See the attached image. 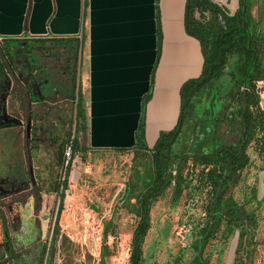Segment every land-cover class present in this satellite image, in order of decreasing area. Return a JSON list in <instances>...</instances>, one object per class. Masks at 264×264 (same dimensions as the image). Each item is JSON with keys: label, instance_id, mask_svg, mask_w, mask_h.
I'll return each instance as SVG.
<instances>
[{"label": "flooded vegetation", "instance_id": "flooded-vegetation-1", "mask_svg": "<svg viewBox=\"0 0 264 264\" xmlns=\"http://www.w3.org/2000/svg\"><path fill=\"white\" fill-rule=\"evenodd\" d=\"M209 1L223 15L230 50L204 74L202 41L194 37L202 73L183 85L178 122L153 145L145 126V143L135 139L130 149H95L86 140L83 150L77 134L88 117L70 69L74 53L24 39L0 50V264H61L62 252L71 256L62 264H253L264 227V11L256 20L253 0ZM195 17L213 18L212 11ZM233 44L251 51L245 76ZM225 75L230 89L219 83ZM108 152L132 156L128 178L91 203L90 161ZM73 193L91 205L77 201L74 209L85 215L69 226ZM248 212L257 215L252 239L249 222L238 216ZM75 246L80 253L73 255Z\"/></svg>", "mask_w": 264, "mask_h": 264}, {"label": "crops", "instance_id": "crops-1", "mask_svg": "<svg viewBox=\"0 0 264 264\" xmlns=\"http://www.w3.org/2000/svg\"><path fill=\"white\" fill-rule=\"evenodd\" d=\"M187 7L188 0H0V40L81 41L80 48L55 49L78 51V64L74 61L70 69L82 81L87 140L95 149L134 146L143 102L153 86L146 116V137L153 145L177 124L181 89L201 75L204 65L201 44L186 29ZM260 191L263 197L264 188Z\"/></svg>", "mask_w": 264, "mask_h": 264}, {"label": "trees", "instance_id": "trees-1", "mask_svg": "<svg viewBox=\"0 0 264 264\" xmlns=\"http://www.w3.org/2000/svg\"><path fill=\"white\" fill-rule=\"evenodd\" d=\"M213 7H216L215 9ZM196 11L203 12L205 11H212V19L210 21L205 20V23L199 22L197 18L195 17ZM223 15H221V11L219 7L215 4H213L209 0H189L188 2V10H187V16H186V29L189 35L196 37L202 41L203 46V52L205 56V66H204V74H207L210 72L211 67H213V62L218 60V58L221 56L224 59V51L230 50L226 49L223 45L227 43L223 39L222 32L225 31L224 24L225 21L223 18H221ZM157 19H158V57L161 56V50H162V42H163V32H162V25H161V17H160V9L159 4L157 3ZM232 41L235 40V36H231ZM24 40H29L31 43H34L35 45L39 47H45L48 43H50L53 46H59V45H66L69 46H77V48H80L81 41H77V38L73 39H43V38H26ZM22 38H14V39H5L3 45L5 47L0 48V50H10L12 47H16L17 45L21 44ZM67 45V46H68ZM233 47H237L238 51L237 53L240 55L241 60L243 62V67H241V75L245 76V74L248 71L249 64L252 58L251 51L248 49L247 46H240L238 44H233ZM243 50H240V48ZM79 50V49H78ZM5 52V51H4ZM209 52L211 55H209ZM78 51L75 53V56H77ZM78 64V62H76ZM76 66V65H75ZM155 72V70H154ZM154 75H153V83H154ZM153 94V86L150 90V92L146 95L144 102H143V108H142V116L140 120V124L138 126L137 132H136V144H142L145 143V126H146V108L148 102L151 100ZM82 100L81 94L79 96V104ZM86 121V117L84 118ZM126 150V149H122ZM167 159H169V156H166ZM171 163V159L169 160ZM167 186V184H163L161 186V189L159 191L164 190V188ZM233 204V203H232ZM234 205V204H233ZM237 213H230L229 216L231 218H235L237 216ZM238 216H243L245 219L249 222V226L251 227L249 230V236L252 239L253 229H255L257 226V215L254 212H248V213H241Z\"/></svg>", "mask_w": 264, "mask_h": 264}, {"label": "rangeland", "instance_id": "rangeland-1", "mask_svg": "<svg viewBox=\"0 0 264 264\" xmlns=\"http://www.w3.org/2000/svg\"><path fill=\"white\" fill-rule=\"evenodd\" d=\"M215 1H217L218 3H225L228 0H215ZM262 11H264V0H253L252 4H251L252 16L256 20H261L262 16H260V15L262 14ZM46 47L50 48L51 50H55L50 43H48L46 45ZM80 79H81V77H80ZM81 82H80V84H82ZM219 83H221V85H223L225 89H230L231 85H232L231 82H229L227 75L221 77ZM206 104L208 105V103H206ZM85 105H86V103H85ZM83 107H84V104H83ZM219 107H220V102H219V100H217L216 112L219 111ZM87 109L88 108H85V111H87L86 115L88 113ZM85 124H87V123H85V120H83V126L80 128V132L77 134V136L79 137V141L81 142L80 145L83 146L82 147L83 150H86V147H87L86 146L87 132L85 131L86 130ZM70 126H71L70 128L72 129V125H70ZM73 131H74V128L72 129L71 134L73 133ZM68 151L69 150H66L67 154H68ZM96 157L98 159H94L93 161H90L91 165H93V166H91L89 169H92V167H93V170L91 171V173L88 172L89 173L88 176L90 177L89 178L90 179L89 180V187H90V190L91 191L94 190V192L93 193H87L86 198H87V200L91 198V203L96 201V200H100V201L106 200L109 195H112L113 192L116 191V189H117L115 186L116 183H122V182L126 181V179L128 178V171L130 170L129 169V166L131 164L130 160L132 158V156L130 154L117 155L115 153H109V152L103 154L102 156H96ZM2 164H4V163H2ZM95 164H98L99 170L94 169ZM4 170H5V164L3 166L1 173H3ZM113 173L116 177L120 178L117 182H116V180H117L116 178H112ZM118 174H120V175L117 176ZM77 184L75 183L74 185H77ZM260 187H261V189H262V187L264 188V178L260 182ZM78 189H79V186L77 187V190ZM82 194H84V193H73V196L71 195L72 199H71V202H69L68 210L66 213L67 220L69 222V226L71 225L70 224L71 221H72V223L80 222L82 217L85 215L84 214L85 210L83 209V207L81 209H79V211H76L74 209L73 205L77 201L80 203L86 202L88 207L91 205V203L89 202L90 200L87 201L81 197ZM57 204L58 203H56V205H55L52 202V206L54 208H53L52 217L50 218V223L48 225L49 234H51V227H52V223L54 221L55 212L57 209ZM257 236H258V240L261 242V244L264 245V227L261 226V230ZM72 244L77 245V242L73 241ZM263 245H262V247L258 248L257 252L255 251V253L253 255V264H264ZM47 248H48V252H49L50 246L48 245ZM73 250H74L73 255L76 253H80L79 249L76 246H75V248H73ZM88 254L90 255L91 252H88ZM80 255H82V254H80ZM70 257H71L70 254L66 255L62 252V255L60 257L61 262H59V263H61V264H62V262L63 263L68 262L69 263ZM48 258H49V255H46L45 261L48 260Z\"/></svg>", "mask_w": 264, "mask_h": 264}]
</instances>
